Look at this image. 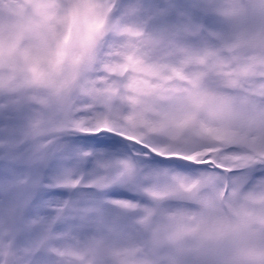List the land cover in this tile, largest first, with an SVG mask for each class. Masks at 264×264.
<instances>
[{"label":"snow or ice","instance_id":"snow-or-ice-1","mask_svg":"<svg viewBox=\"0 0 264 264\" xmlns=\"http://www.w3.org/2000/svg\"><path fill=\"white\" fill-rule=\"evenodd\" d=\"M202 10L217 17L231 18L230 6L224 0H211ZM167 14L165 11L161 15ZM188 34L209 37L226 45L224 48L207 44L203 48H193L177 44V51L186 61L203 65L204 73L186 74L182 68L150 62L147 52L127 55L124 65L132 75L126 85L131 95L123 99L139 106L140 119L132 124L128 135L119 129L112 132L129 141L137 128L154 127L145 113L156 111L168 143L161 147L150 139H137L132 148L142 146L138 152L129 150V155L116 154L101 162V174L89 186L102 190L112 185H138L149 198L157 200L164 197L152 193L146 186L152 176L166 175L181 189L194 188L201 183H223L225 195L230 193L233 197L244 195L254 185L264 184V136L247 137L232 133L243 140L246 150L225 148L217 156L214 149L224 137L200 119L201 112L206 113L208 121L239 118V107L253 101L264 103V57L254 60L244 53L229 58L225 53L234 38L243 47L252 37L235 28L233 33L208 31L188 13L179 14L174 23L164 26L158 38L172 39ZM56 55H63L59 41ZM205 74L214 77L215 89L211 92L200 87ZM174 80L188 81L191 87L180 90L173 85ZM181 91L182 97L179 95ZM180 99L187 102L184 110L164 108L165 104L173 105ZM257 118L264 122V112L258 113ZM117 119L118 113L110 104L101 111L94 103H81L68 128L50 127L49 133L57 135V142L42 139L45 133L40 130V121L33 123L25 107L13 102L0 103V124L3 126L0 149L9 161L7 192L0 201V264H52V257L62 258L76 253L82 241L81 234L90 241L89 254L93 257V264H154L153 253L160 244L156 217L176 221L175 215H169L158 206H141L124 200H94L79 205L66 203L56 209V220L65 224L66 231L57 233L52 218L39 214V194L46 186L79 187L83 177L65 175L37 180L15 174L18 166L42 170L53 160L65 156L70 158L65 163L70 164L76 150L63 143L65 135L99 131L106 125L114 126ZM28 148L30 156L21 155ZM79 155L94 158L93 153ZM158 157L174 159L159 160ZM154 164L174 167L162 170L153 168ZM221 164L224 167H220ZM221 172L226 174H217ZM140 177L144 182L137 183ZM33 194L34 197L30 198ZM187 227L177 224L178 231Z\"/></svg>","mask_w":264,"mask_h":264},{"label":"clouds","instance_id":"clouds-1","mask_svg":"<svg viewBox=\"0 0 264 264\" xmlns=\"http://www.w3.org/2000/svg\"><path fill=\"white\" fill-rule=\"evenodd\" d=\"M224 3L230 6L231 18L219 17L220 32L233 33L235 28L252 37L243 47L234 38L225 54L231 58L247 53L254 60L264 57V0ZM117 10L118 0H0V103L25 107L33 123L40 121L42 139L57 142L50 127L68 128L81 103H94L101 111L110 104L118 119L114 126L99 131L119 129L128 135L140 119V108L123 99L131 95L126 88L132 75L124 67L127 55L147 52L150 62L182 68L186 74L205 72L203 65L188 63L176 47H191L189 42L200 37L188 34L160 40L159 32L117 20ZM212 40L207 46L226 47ZM58 41L62 57L56 55ZM173 85L180 90L191 87L190 82L180 80ZM200 87L213 91L214 77L203 75ZM187 106L180 99L164 108L182 111ZM238 111L239 118L215 121L200 113V119L224 137L214 149L217 156L225 148L246 150L243 140L232 133L264 136V122L257 118L264 112V103L253 101ZM145 115L154 127L137 128L129 141L150 139L165 146L168 138L159 126L158 112ZM142 182L144 178H138L137 183ZM146 186L164 197L153 200L155 206L177 217L176 221L156 217L160 244L153 253L154 264H264V184L254 185L239 197L225 195L223 183L181 189L166 175L149 177ZM168 202L174 206H166ZM178 223L187 229L178 231ZM89 248L90 241L82 239L73 256L52 257V264H93Z\"/></svg>","mask_w":264,"mask_h":264},{"label":"rangeland","instance_id":"rangeland-1","mask_svg":"<svg viewBox=\"0 0 264 264\" xmlns=\"http://www.w3.org/2000/svg\"><path fill=\"white\" fill-rule=\"evenodd\" d=\"M139 2V0H118V10L115 14V18L124 23L135 24L145 27L150 31L159 32L164 26L174 23L179 18V14L188 13L194 21L204 25L208 31L222 30L220 19L215 16L214 13L208 12L207 17L203 15L206 12L202 9L209 4L211 0H173L176 12L174 13L169 7L168 9L165 8L168 14L159 22L154 18L151 26L148 24V21H146L150 14L145 12L148 8V4ZM189 43L193 48H201L206 44H212L213 40L209 37H200L192 39ZM0 131H3L2 124H0ZM63 143L65 145H71V147L76 150V156L72 159L70 164L65 163V161L70 159L65 156L62 159L53 160L42 170L36 168L29 170L21 165L17 167L15 173L16 175L24 177L32 176L37 180L62 177L65 175L73 178L83 177V183L79 187L67 188L59 185L46 186L39 194V214L52 218L57 233L66 231L65 224L56 220V209L66 203L79 205L94 200H124L138 203L141 206H155L154 201L149 198L143 188L138 185H112L102 190L89 186L90 182L101 174L99 168L101 162H106L108 158L114 157L116 154L129 155V150L131 153H136L142 146L138 145L136 148H132V141H126L124 137L117 136L115 133L109 131H85L65 135L63 137ZM30 152V148L24 149L21 155L30 156ZM79 153H93L94 158L82 157ZM146 158L151 159V157ZM158 159L165 160L172 158L158 157ZM152 167L167 170L174 166L154 164ZM8 168L9 161L6 153L3 149H0V201L4 200L7 192L6 180L8 179ZM175 170L182 171V169ZM33 197L34 194L30 198ZM166 206H174V202H168ZM84 238V234H81L80 239Z\"/></svg>","mask_w":264,"mask_h":264},{"label":"bare ground","instance_id":"bare-ground-1","mask_svg":"<svg viewBox=\"0 0 264 264\" xmlns=\"http://www.w3.org/2000/svg\"><path fill=\"white\" fill-rule=\"evenodd\" d=\"M165 1H166V0H162V6H163V2H165ZM145 3L148 4V8H149L150 11H153V10L158 11V8L155 9V7H156L157 5H156V3H155L154 1L146 0ZM152 5H153L154 9H153ZM163 8H164V6H163ZM158 17H162V18H164V16H162L161 14H158Z\"/></svg>","mask_w":264,"mask_h":264}]
</instances>
